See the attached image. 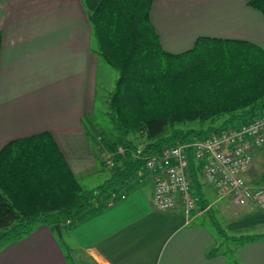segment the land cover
Listing matches in <instances>:
<instances>
[{
    "label": "crops",
    "instance_id": "obj_1",
    "mask_svg": "<svg viewBox=\"0 0 264 264\" xmlns=\"http://www.w3.org/2000/svg\"><path fill=\"white\" fill-rule=\"evenodd\" d=\"M85 1L0 0V151L47 134L76 178L102 168L93 149L97 130L85 125L101 60ZM247 2L152 0L150 21L170 54L185 53L204 38L244 41L264 51V17ZM202 165L195 163L196 185L189 171L192 194L196 188L199 195L190 213L180 204L157 211L155 174L145 169L119 200L96 206L66 233L72 260L57 234L40 225L4 247L0 264H264V211L219 197L203 181ZM243 176L253 188L264 187V148Z\"/></svg>",
    "mask_w": 264,
    "mask_h": 264
},
{
    "label": "trees",
    "instance_id": "obj_2",
    "mask_svg": "<svg viewBox=\"0 0 264 264\" xmlns=\"http://www.w3.org/2000/svg\"><path fill=\"white\" fill-rule=\"evenodd\" d=\"M85 4L97 53L117 73L106 104L118 141L111 142L103 132L95 134L103 149L114 154L111 176L84 190L49 135L7 144L0 151V251L29 237L40 225L53 233L59 226L62 232L94 214L95 205L103 209L109 200L116 202L120 190L145 170V161L166 148L203 140L264 114L260 47L204 38L174 55L162 49L153 29L152 0H86ZM247 6L264 17V0H248ZM190 124L198 128H182ZM131 134L145 141L138 154L127 140ZM188 161L196 185L192 152ZM100 165L106 167L104 162ZM194 195L199 196L196 188Z\"/></svg>",
    "mask_w": 264,
    "mask_h": 264
},
{
    "label": "built area",
    "instance_id": "obj_3",
    "mask_svg": "<svg viewBox=\"0 0 264 264\" xmlns=\"http://www.w3.org/2000/svg\"><path fill=\"white\" fill-rule=\"evenodd\" d=\"M264 148V114L203 140L180 143L166 148L160 155L145 161V169L155 174L152 204L162 213L182 205L187 213L194 211L195 198L191 190L188 153L202 162L200 174L221 198L231 199L238 207L251 206L264 211V187L253 188L244 179L255 151ZM119 153V152H118ZM103 162L112 167V156Z\"/></svg>",
    "mask_w": 264,
    "mask_h": 264
},
{
    "label": "rangeland",
    "instance_id": "obj_4",
    "mask_svg": "<svg viewBox=\"0 0 264 264\" xmlns=\"http://www.w3.org/2000/svg\"><path fill=\"white\" fill-rule=\"evenodd\" d=\"M163 43L168 46L164 41ZM93 45H95V40H93ZM191 47H189L190 49ZM187 49V50H189ZM117 79V73L112 70L102 59L99 62V69L97 73V86H96V98H95V104H94V110L93 114L90 115V117L87 119L86 124H89L92 126L95 130L93 131L92 135H95V133L103 132L105 136H108L111 142H116L117 140V134L114 130V127L111 123V120L108 115V108L106 104V98L114 90L115 82ZM226 117L221 118L215 125H219L223 120H225ZM204 128L208 127L207 124L203 126ZM182 128H198L197 124H190ZM100 138H98L97 135H95L96 141L100 142ZM128 141H131V143L136 147L137 154L142 151L143 147L145 146V141H143L139 136L131 134L127 137ZM95 148L96 155L100 162H103L101 155L105 154L108 156H114L111 152L103 149L101 142L100 144L96 145V147L93 146V149ZM92 149V150H93ZM118 152L123 153V150L121 146H118ZM107 167V168H106ZM106 167L100 168L99 165L95 168H91L85 173L78 175L77 180L80 183L81 187L84 190H91L99 185H102L106 180H108L111 176L110 174V167L106 165ZM202 167V166H201ZM98 170V171H97ZM257 186H263V185H257ZM122 190V189H121ZM120 190V191H121ZM117 195H113V198H115ZM101 199L97 201V203H100ZM109 202L112 203V200ZM108 202V203H109ZM98 206V205H97ZM96 207V205L94 206ZM245 207V206H244ZM214 211L210 212V215H214ZM212 215V216H213ZM216 221H219V226L221 227V221L219 216L216 215ZM79 223L74 222V225H78ZM74 226V227H75ZM73 227V228H74ZM73 228H68L67 230H62L61 238L58 239L55 235V237L62 243V247L65 251V254L69 256V259L72 260L73 255L70 252V244L68 240V232L72 230ZM70 262V261H69Z\"/></svg>",
    "mask_w": 264,
    "mask_h": 264
},
{
    "label": "water",
    "instance_id": "obj_5",
    "mask_svg": "<svg viewBox=\"0 0 264 264\" xmlns=\"http://www.w3.org/2000/svg\"><path fill=\"white\" fill-rule=\"evenodd\" d=\"M55 231H56V234L59 238H61V231L59 229V226H55Z\"/></svg>",
    "mask_w": 264,
    "mask_h": 264
}]
</instances>
